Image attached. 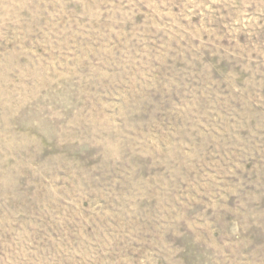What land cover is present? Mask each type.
I'll return each mask as SVG.
<instances>
[{
  "label": "rangeland",
  "instance_id": "obj_1",
  "mask_svg": "<svg viewBox=\"0 0 264 264\" xmlns=\"http://www.w3.org/2000/svg\"><path fill=\"white\" fill-rule=\"evenodd\" d=\"M0 264H264V0H0Z\"/></svg>",
  "mask_w": 264,
  "mask_h": 264
}]
</instances>
